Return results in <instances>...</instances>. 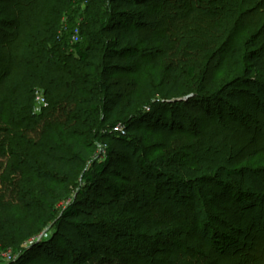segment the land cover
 Masks as SVG:
<instances>
[{
	"label": "trees",
	"instance_id": "obj_1",
	"mask_svg": "<svg viewBox=\"0 0 264 264\" xmlns=\"http://www.w3.org/2000/svg\"><path fill=\"white\" fill-rule=\"evenodd\" d=\"M84 1L88 9V17H93L89 18L79 30L83 43L70 44L72 32L68 36L57 35L59 20L56 22V14L51 12L53 9L51 5L55 3L70 8L73 6L71 0H31V7L28 10L16 5L14 0H0V27L12 32L8 36L5 34L8 38L6 41L0 38V169L4 168L0 184H10V182L57 184L58 181L74 184L80 177L81 167L92 161L96 145L101 140L98 137L99 132L107 127L113 130L119 125L122 126L124 136L116 135L118 141L125 143L129 137L135 139L139 135H144L140 125H147L150 119H153L155 129L158 131L163 130L166 125L172 126V121L177 123L178 132L172 128H169L172 129L170 131L161 132L168 140L182 137L184 132L197 136L199 131L197 127L192 126L191 120H183L181 116L183 107L196 103H202L204 115H212L210 116L213 117L212 120L216 119L218 122L223 121L222 124H217L218 127L222 128L226 125L228 119L237 121L235 116L223 118V110L216 102L219 91L215 89L213 73L210 72L208 75L204 73L203 76L196 77L197 66L192 62L186 65L180 59L177 60V65L173 66L172 60L176 59L180 48L176 47L172 57L167 36L144 41L145 51L151 53L152 58L150 57L143 66L149 67L150 72L156 73L159 70L160 75L158 78H151L147 86V92L151 97L147 102V108L151 112L148 114L146 109H143L142 115L135 114L134 111L140 109L144 102L135 92L140 89L142 81L140 67L143 50L136 33L141 28L140 12L150 6L159 5L162 10L152 13L151 25L160 28L161 12L167 2L164 0ZM222 1L226 0H214L210 12L216 9L223 10L224 4L221 8L217 6ZM251 1L259 5L264 3V0H237V7L242 8L246 6L245 3ZM258 9L263 8L259 6ZM101 10L107 12L104 18L100 16ZM56 17L61 19V16ZM243 58L245 65L242 70L243 77L236 83L253 86L264 94V44L253 51H248ZM16 65H20L22 69L17 80L14 71ZM136 73L139 74V78L133 83L130 82L131 80L111 77V74ZM195 78L196 82L193 81ZM183 81H193V88L189 87L190 91L192 88L193 96L186 100L175 101L183 98L188 89L183 85ZM130 86L133 88L130 89ZM37 90H41L44 94V107L47 109L42 108L39 115H34V95ZM153 100L158 102L151 104ZM84 109H88L87 113H92L87 121H83ZM54 114L60 115L59 123L56 125L59 134L50 141L43 138L45 133L42 134V128L45 126L42 125L46 124L44 118ZM167 114L169 116H166ZM99 115L102 119L98 118ZM121 119L125 120V123ZM204 124L206 128L209 124L215 129L210 121ZM72 128L78 130L77 134L71 132ZM205 133L208 135V132ZM150 135L149 137L153 136ZM206 138L204 136V141ZM128 143H132V140ZM205 145L207 146L187 145L189 150L184 153L192 156H187L184 162L173 158L161 160L164 176L171 177L176 186L192 193L197 190L199 184L210 186L216 184L220 194L224 196L214 193L212 201L207 203L211 209L218 208L217 201L220 198L222 205L226 203L228 208L241 205L249 197L244 196L245 194L242 196L229 186L224 187L225 183L217 178L222 171L228 177L239 173L224 170L223 152L227 149L223 144H216L215 141L210 143L207 141ZM123 147L124 144L121 143L119 148ZM107 151L109 155V148ZM108 155L105 162L98 164L97 174L101 175L102 172L107 171L105 168L111 158ZM142 156L143 158L141 156V159L139 158V168L146 170L150 165L147 164L144 155ZM11 167L12 171L9 173ZM198 168H203L204 174L200 177L197 176ZM181 173L186 174L189 179H180ZM5 174L7 176L10 174V179ZM250 179L252 190L256 193H264V174L254 173ZM84 180L89 181L88 176L83 177ZM182 182L185 184H179ZM182 195L185 193L182 192ZM67 197L65 190L58 187L53 188L52 192H43L45 209L50 216H54L55 207ZM197 201L199 204H194L193 200L189 206L186 204L189 207L188 213L178 222L180 224L174 226L170 224L173 222L171 220L169 222L159 220L149 224L134 218L132 212L128 215L127 210L115 205L110 206V209H113L112 213L123 216L127 214L124 221L119 222L118 218L115 219L116 222L114 220L111 222L98 216V222H86L77 208V205L81 206V204L69 205L61 215L63 219L61 223L64 222V226L60 236L71 240L72 245L89 251L90 248L84 241L85 235L81 234V229L90 235H98L103 231V236L108 238V249L111 253L107 254H110V257L116 256L122 259L128 255L137 256L142 261L141 264H147L148 260L152 261L168 247L171 253L164 259L165 264H183L193 252L191 250L187 253L184 250L185 243H188L190 249H194L203 235L208 238L223 236L219 230L224 227L223 222L207 210L204 212L205 218H202V210L194 211L196 209L191 208L192 203L193 206L204 205L203 197L198 198ZM180 205L185 204L181 202ZM18 207L12 203L6 191L0 190V231L11 235L18 234L26 241L30 238V233L22 221L21 214L15 211ZM188 226L193 227L191 232L195 234L193 235L195 240L193 237L187 240L186 236L190 233L186 229ZM36 246L31 245L23 255ZM0 250L7 249L0 248ZM68 250L70 249L67 248ZM67 251L63 262L52 258L42 264H75L74 257ZM21 258L20 256L19 259ZM12 264H19V260H15Z\"/></svg>",
	"mask_w": 264,
	"mask_h": 264
},
{
	"label": "rangeland",
	"instance_id": "obj_2",
	"mask_svg": "<svg viewBox=\"0 0 264 264\" xmlns=\"http://www.w3.org/2000/svg\"><path fill=\"white\" fill-rule=\"evenodd\" d=\"M14 1L22 9L28 10L31 7V0ZM71 2L73 6L70 8L53 3L51 12L56 16H61V19L55 16L56 22L59 20L57 35L59 37L68 36L72 32L70 44H75L82 42L79 30L93 16L88 17V9L84 0H71ZM164 2L167 3L161 12L159 23L162 24L160 28L151 25L153 22L152 13L162 10L159 5L150 6L140 12L139 24H141V28L136 33L143 50L142 66L140 67L142 81L140 89L138 88L136 91L134 89L133 92H137L139 99L144 102L140 109L134 113L142 115L143 109H146L148 114L151 112L147 108V102L151 98L147 92V86L151 78H158L160 75L159 70L156 73L150 72L149 67L143 66L151 57V53L145 51L144 41L167 36L170 41L168 48L171 50L172 57H174L173 52L176 47L180 48L177 56L175 55L176 59L172 60L173 66L177 65V60L180 59L186 65L192 62L197 66L196 77L203 76L204 73L207 75L210 72L213 73L215 89L219 91L216 102L218 107L223 110V118L235 116L237 121L233 122L228 119L226 125H223L222 128L218 127L223 121L220 120L219 123L216 119L212 120L213 117H210L212 115H204L202 103H196L197 105L183 107L181 116L183 120H191L192 126L197 127L199 130L197 136L184 132L182 137L168 140L161 132L172 129L178 132L177 123L172 121V126L166 125L163 130L159 129L160 131H158L155 129L153 119H150L147 125H140V130L144 135H139L135 139L129 137L125 143L118 141L116 135L124 136L125 132L122 126L119 125L113 130L107 127L99 132L98 137L101 140L96 145L92 161L81 167L80 177L74 184H64L60 181L57 184H14V182L0 184V190L6 191L12 203L19 206L15 208V211L21 214L22 221L30 233V238L25 241L18 234L11 235L0 231V248L7 249L6 251L0 250V264H12L15 260H19V264H42L52 258L63 262L67 248L70 249L67 252L74 257L75 264H141L142 261L137 256L128 255L122 259H118L116 256L110 257V254H107L111 253L108 249V238L103 236V231H100L98 235H90L81 229V234L85 235L84 241L90 248L89 251L72 245L71 240L60 236L64 226V222L61 223L62 212L69 205L81 204V206L77 205V208L81 211L86 222H98V216L111 222L113 220L116 222L119 218V222H121L132 212L131 215L134 218H139L149 224L159 220L162 222L171 220L173 222L170 224L174 226L180 224L178 222L188 213L189 207L186 204L189 206L192 200L194 204H199L197 200L200 197H203L204 205L193 206L192 203L191 208H195L194 211L202 210V218H205L204 212L207 210L220 222H223L224 227L219 228L223 236L222 238H208L203 235L201 236L202 240L200 239L199 243H196L194 249H190L187 246L188 243H185L184 250L187 253L191 250L193 252L189 253L188 259L183 264H264V193L254 192L250 179L254 173L264 174V94L253 86L236 83L243 77L245 53L264 44V3L259 5L251 1L245 3L246 6L238 8L237 0H226L217 4L220 8L224 4L223 10L216 9L210 12L214 0H164ZM259 6L263 9L259 10ZM100 13L103 18L107 14L105 10H101ZM5 34L8 36L12 32L0 27V38L6 41L8 38ZM15 68L17 80L22 69L20 65H16ZM111 77L119 80H131L130 82L133 83V81H137L139 74H111ZM193 81L196 82V78ZM193 81H183V85L188 89L183 98L175 101L186 100L193 96ZM190 86L192 87L191 91L189 90ZM43 95L41 90H37L34 95V115H39L42 108L47 109L38 100V98H43ZM157 102L153 100L151 104ZM87 112L88 109H84L83 119L85 120L83 121H87L92 115ZM212 114L214 115V113ZM58 116L60 115L54 114L44 118L47 125L44 123L42 125L45 126L42 128V134L45 133L43 138L51 141L54 136H58L56 126L59 123ZM98 118L102 119V116L99 115ZM121 120L125 123V120ZM208 120L215 126V129L211 128L209 124L207 128L204 126V122H209ZM67 127L70 126L67 125ZM77 131L76 128L71 129L72 133L77 134ZM205 132H208V135ZM150 134L153 136L149 137ZM204 136L207 137L205 141ZM195 139L196 141L193 142L192 140ZM130 140L133 144L128 143ZM207 141L208 143L215 141L216 144H223L227 149L223 152L224 170L239 173L228 177L222 171L217 175V178L227 184H224V187L229 186L242 196L245 194L244 196L249 197L241 205L228 208L226 203L222 205L220 198L217 201L218 208L211 209L207 203L212 201L214 193L220 194L216 184L213 186L199 184L197 190L192 193L176 186V183L170 179L171 177L164 176L165 171L161 167V160L166 161L168 158H173L184 162L187 156H192L185 154L189 150L187 145L206 147ZM121 143L124 144L122 149L119 148ZM107 148H109V155ZM107 155L111 157L105 168L107 171L99 175L96 172L97 166L100 162H105ZM142 155L150 165L146 170L139 168V158L140 156L143 158ZM3 169H0V183L2 182L1 175L4 174ZM202 169H197V176L200 177L204 174ZM11 171L12 167L9 173ZM5 176L9 179L11 177L10 174L9 176L5 174ZM87 176L89 181H83V177ZM179 176L182 180L189 179L184 173ZM12 180L13 178H11ZM7 182L9 181L7 180ZM55 187L65 190L68 197L55 207V214L52 217L45 209L43 192H52ZM182 192L185 195H182ZM220 196L222 197L224 194H220ZM181 202H184L185 205H180ZM111 205L123 207L127 210L128 215L113 214V209H110ZM58 223L61 225H57ZM186 229L190 231L186 236L189 241L195 234L192 233L193 231L191 232L193 227L188 226ZM193 240H195L194 237ZM63 244L67 247L65 248ZM31 245L40 247L36 246L23 255ZM63 247L64 249H62ZM169 250L166 247L152 261L148 260L147 264H165L164 259L171 253ZM20 256L21 259H19ZM88 257L89 259H87Z\"/></svg>",
	"mask_w": 264,
	"mask_h": 264
},
{
	"label": "built area",
	"instance_id": "obj_3",
	"mask_svg": "<svg viewBox=\"0 0 264 264\" xmlns=\"http://www.w3.org/2000/svg\"><path fill=\"white\" fill-rule=\"evenodd\" d=\"M38 100L40 101V103L42 104V105H45V101H44V98H38Z\"/></svg>",
	"mask_w": 264,
	"mask_h": 264
}]
</instances>
